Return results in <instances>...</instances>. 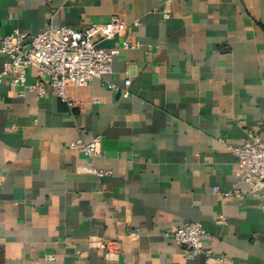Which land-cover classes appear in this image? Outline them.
Listing matches in <instances>:
<instances>
[{
  "label": "crops",
  "instance_id": "1",
  "mask_svg": "<svg viewBox=\"0 0 264 264\" xmlns=\"http://www.w3.org/2000/svg\"><path fill=\"white\" fill-rule=\"evenodd\" d=\"M112 16L139 46L68 85L73 106L0 83V264H215L184 255L185 221L207 229L212 258L264 264V184L236 174L229 148L264 136V0H0V39ZM97 136L94 156L72 146Z\"/></svg>",
  "mask_w": 264,
  "mask_h": 264
},
{
  "label": "built area",
  "instance_id": "2",
  "mask_svg": "<svg viewBox=\"0 0 264 264\" xmlns=\"http://www.w3.org/2000/svg\"><path fill=\"white\" fill-rule=\"evenodd\" d=\"M165 19L170 18L171 11L168 4L162 10ZM130 25L119 16H112L106 21H90L84 30H78L66 24L56 25L49 23L41 32L29 35L15 29L0 39V51L8 56L0 70V83L8 81L20 94L27 91L34 92L40 97L49 94L50 87L56 90L58 97L66 104L73 106L74 102L67 93V86H85L94 78H100L113 71L114 59L120 54L122 48L132 49L139 46V42L129 35ZM122 37V46L102 47L97 39ZM36 68L37 79L28 82L27 73L30 68ZM131 84V79H126V86ZM110 88L120 90L115 84L110 83ZM123 95L129 91L125 87ZM100 137L97 136L89 142L79 140L73 144L74 148L85 151L90 156L98 153ZM237 157L236 174L247 182L251 189L264 184V136L249 131L248 138L241 144L229 145ZM103 177L108 172L96 170ZM214 192L223 199L231 195L239 198L244 193L236 190L220 192L217 187ZM220 216L218 222H224ZM174 240L183 247L186 257H193L205 253L209 260L215 264H228L226 257L212 258L205 249V240L209 237L207 229L199 222L185 221L176 226L172 232ZM132 235H136L133 232ZM56 259L54 254H46L44 262Z\"/></svg>",
  "mask_w": 264,
  "mask_h": 264
}]
</instances>
